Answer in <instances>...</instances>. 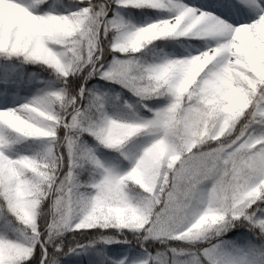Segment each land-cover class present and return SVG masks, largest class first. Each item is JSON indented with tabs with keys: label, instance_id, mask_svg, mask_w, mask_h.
Listing matches in <instances>:
<instances>
[{
	"label": "snow or ice",
	"instance_id": "obj_1",
	"mask_svg": "<svg viewBox=\"0 0 264 264\" xmlns=\"http://www.w3.org/2000/svg\"><path fill=\"white\" fill-rule=\"evenodd\" d=\"M57 2L0 0V97L14 99L22 88L47 79L35 70L27 72L24 63L39 64L48 70L52 80L59 81V86H41L20 103L0 106V202L3 203L0 207V264H25V261L27 264H59L61 255L83 247L75 239L83 229H123L125 224L145 254L131 260L122 257L116 264H264V86L258 87L247 114L248 122L240 134L228 143L210 146L197 154L199 157L211 154L215 158L216 167L211 173L201 171L199 159L182 153L180 159L173 157V169L166 180L149 186L150 191L140 189L134 194L148 201L151 214L146 215L138 202H131L133 194L126 191L129 184L141 180L145 156L124 145L142 132L155 137L166 131L168 121H161L164 126L161 129L154 126L161 119L158 106L141 103L144 93L140 85L130 70L122 66L125 54L111 49L121 60H107V50L102 43L105 36L114 33L116 26L128 19L121 9L129 7L166 10L163 15L145 19L175 22L179 18L181 26L203 30L199 38L213 43H220L214 33L229 26L255 23L259 31L264 32V0H214L209 7H200L187 0H148L144 3L79 0L75 6L64 5L63 8H58ZM60 12L88 17L94 22L95 38L81 39L79 43L67 41L51 46L50 51L43 46L29 48L28 40L34 35L37 22ZM228 43H234V39L230 38ZM262 48L264 41L260 36L249 33L248 51L254 68L259 67ZM94 75L119 83L137 97L135 104L127 99L122 101L128 115L121 119L131 126L128 129L131 135L116 137L111 134L117 117L106 110V94L87 85L88 78ZM119 98L120 93H116L114 99ZM136 104L148 109L151 115L139 114ZM25 117L32 119L27 126H21ZM136 125L144 126L137 131ZM82 132H88L105 146L120 150L130 166L119 170L103 162L93 147L82 142ZM27 138H43L42 147L31 153L11 150V145ZM144 151L147 153L150 149ZM49 152L54 153L58 161L54 189L66 199L82 194L90 197L94 193L88 214L94 215L98 209L108 207L110 216L87 227L66 228L58 226L54 217L44 223L37 219L35 231L15 220L6 199L7 187L17 179L15 164L32 155L39 159ZM241 152L245 153L242 158L237 155ZM186 158L190 164L184 162ZM86 163L94 166L96 174L82 181L76 173ZM189 177L190 182L185 183ZM107 190L118 194L119 203H102ZM220 195L225 197L223 204L217 202ZM125 211L129 213V220L118 222L116 217L123 216ZM170 220H178L179 226L168 227ZM237 224L244 225L250 235L233 240L224 238L223 233ZM65 230L74 234L67 248L61 238ZM111 233H97L96 236L109 242L129 241L127 235ZM151 239L161 240L165 247L153 252L145 244ZM168 240L188 243L187 246L169 245ZM197 241L201 243L191 246ZM104 260L102 251L95 250L89 264H104Z\"/></svg>",
	"mask_w": 264,
	"mask_h": 264
},
{
	"label": "clouds",
	"instance_id": "obj_2",
	"mask_svg": "<svg viewBox=\"0 0 264 264\" xmlns=\"http://www.w3.org/2000/svg\"><path fill=\"white\" fill-rule=\"evenodd\" d=\"M126 2L144 3L148 0ZM93 23L83 14L53 13L37 22L27 46H43L50 51L51 46L67 41H89L95 38ZM202 31L181 26L179 18L175 22L155 19L135 21L128 18L102 41L107 50L106 59L108 53H112L111 49L125 54L122 66L130 70L140 85L144 93L141 103L147 106L144 101L153 96L165 98V102L158 106L161 119L154 126L161 129L164 127L161 121L167 120L166 131L151 137L139 147L138 151L145 156L141 167L142 178L129 184L126 189L127 193L133 194L131 202H138L146 215L151 214L148 201L134 194L140 189L150 191L149 186L166 180L173 169V157L180 159L182 153L199 159L201 171L211 173L216 167L215 158L211 154L204 157L197 154L210 146L228 143L240 134L248 122L247 114L258 87L264 86V48L260 49L258 68L253 67L248 51L249 33L259 35L264 41V32H260L255 23L229 26L214 33L220 38V43L208 40L205 44L210 47L195 51L187 49L184 54L161 52L162 48H157L153 43L164 37H199ZM230 38L234 39V43H228ZM111 60H121V57L112 53ZM116 117L111 134L116 137L131 135L128 131L131 126L121 119L124 116ZM31 119L25 117L20 122L21 126H27ZM143 126L136 125L137 131ZM145 149L150 151L145 153ZM237 155L242 158L245 153ZM184 162L191 163L187 158ZM15 167L18 170L17 179L6 189L8 209L15 220L33 231L37 219L44 223L54 217L61 228L87 227L112 214L108 207L98 209L94 215L88 214L89 201L94 199V193L90 197L82 194L66 199L54 189L59 170L54 153L49 152L39 159L35 155L28 156L18 160ZM189 182L190 177L185 183ZM217 202L223 204L225 197L220 195ZM102 203H119L118 194L107 190ZM0 207H3L2 202ZM116 219L118 222L128 221L129 213L125 211L123 216ZM167 226L178 227L179 221L170 220ZM125 229L127 224L111 234L119 236ZM196 244L193 242L191 246Z\"/></svg>",
	"mask_w": 264,
	"mask_h": 264
},
{
	"label": "trees",
	"instance_id": "obj_3",
	"mask_svg": "<svg viewBox=\"0 0 264 264\" xmlns=\"http://www.w3.org/2000/svg\"><path fill=\"white\" fill-rule=\"evenodd\" d=\"M193 2L194 0H189ZM115 7V5H113ZM159 12L163 14L166 13V10H157L153 8H126L124 9V15L128 18H132L135 21H143L146 17L152 18L155 17ZM112 13L109 12V15ZM157 48L169 49L175 52L176 54H184L186 51V46L188 44H197L201 47L205 45V39L199 37H164L158 38L153 42ZM112 53L109 52L107 56V60H111ZM24 69L27 72H32L35 70L41 76L46 77V80H50L53 82H58L51 79V76L46 68L42 69L37 63H24ZM40 81H35L33 84L22 88L20 93H25L30 95L33 91L36 84ZM87 85L93 87L94 89L99 88L103 93L107 96V103L105 104L106 110L113 114V112H118L124 115H128V113L124 110L122 106V101L127 99L130 103L135 104L137 97L131 93L127 88L122 87L119 83L114 81H110L104 78H101L97 75L91 76L86 81ZM120 93L119 100L114 99L115 94ZM165 102L164 97H152L150 99H146L144 103H147L153 107L159 106L160 104ZM136 108L139 111V114L148 116L151 113L148 109L143 108L142 106L136 104ZM113 108V110H112ZM112 110V111H111ZM60 134H63V131L60 130ZM151 133L142 132L140 134L135 135L130 138L129 141L124 145L125 148L131 151H138L140 145L145 141H148L151 138ZM92 138V139H90ZM82 142L88 146L93 147L95 153L98 155V151H107L109 153H114L118 157L119 160L126 163V165L130 164V161L125 159L120 155V150L112 147H108L98 142L95 137L89 135L86 132L81 133ZM101 151V152H102ZM96 174L95 168L90 163H86L82 165L78 170V177L82 181H87L91 179L92 176ZM116 228H97L90 227L87 229H83L81 234L76 235L75 239L83 244V247L80 250H74L72 252H67L65 255H61L59 259V264H89L90 257L94 258L95 250H100L104 254L105 260L104 264H116L121 258H118L120 253H124L127 258H131L133 255H137L138 258L142 257L145 254V250L140 247L136 240L131 235V230L125 229L122 233H119V236L127 235L129 237V241L125 242L121 240H113V241H103L97 238V233H107L112 232L115 233ZM73 232L71 230H65L61 233V238L65 241V247L72 242L73 240ZM246 235H250L249 230L241 224H237L235 227L229 228L227 232L223 233V237L228 240H233L238 237H244ZM87 241H91V243H84ZM167 243L169 245H177V246H187L188 242L185 241H177V240H168ZM196 243H201L197 241ZM145 244H148L150 249L155 252L157 249L165 247V244L159 239H151L146 240ZM123 256V257H125ZM27 264V261H25Z\"/></svg>",
	"mask_w": 264,
	"mask_h": 264
},
{
	"label": "rangeland",
	"instance_id": "obj_4",
	"mask_svg": "<svg viewBox=\"0 0 264 264\" xmlns=\"http://www.w3.org/2000/svg\"><path fill=\"white\" fill-rule=\"evenodd\" d=\"M46 2L50 4V3L53 2V0H46ZM78 2H79V0H58L56 6L58 8H63L64 5L75 6ZM187 2L190 3L189 0H187ZM213 2H214V0H195L194 2H192V4L198 5L200 7H209ZM121 11L124 14V9H121ZM157 15H163V13L159 12ZM156 16L152 17V18H156ZM130 19H132V18H130ZM205 46H206V44L203 47H205ZM203 47H201V46H199L197 44H188L186 46V50L187 49H191V50L195 51V50L201 49ZM164 50L165 51H169V52H173L172 50H169V49H164ZM41 86H43V87L59 86V83L58 82H53V81H50V80L40 81V82H38L36 84V86L34 87V89H33V91L31 92L30 95L25 94V93H20L14 99L13 98H9L8 100H4V98L0 97V106H3L5 103H20L24 98L33 95ZM95 90H97L99 92H102L99 88H96ZM112 110H113V108H112ZM113 115H115V116H127V115H124V114H121V113H118V112H113ZM86 133L88 134V137H89V135H91L88 132H86ZM90 139H92V138H90ZM42 140H43V138H27V139H23V140L15 143L13 145H11V150L13 152L19 151V152H24V153H31V152L39 150L42 147ZM92 141H93V139H92ZM145 142H147V141H145ZM144 143H142L141 145H143ZM101 151L102 150L98 151V155L97 156L103 162H105L106 164H113L119 170H125V169H127L130 166V164L126 165V163H124L123 161L119 160L118 157L116 156V154L109 153L107 151H102V152ZM84 186H87V185H84ZM123 256H125V254L124 253H120L118 255V258H122ZM137 258H138L137 255L136 256L133 255V256H131V258H128V259L131 260V259H137Z\"/></svg>",
	"mask_w": 264,
	"mask_h": 264
}]
</instances>
